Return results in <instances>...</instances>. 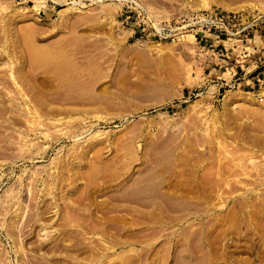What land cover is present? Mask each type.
<instances>
[{"label":"rangeland","instance_id":"obj_1","mask_svg":"<svg viewBox=\"0 0 264 264\" xmlns=\"http://www.w3.org/2000/svg\"><path fill=\"white\" fill-rule=\"evenodd\" d=\"M78 1L0 0V264H264V0Z\"/></svg>","mask_w":264,"mask_h":264},{"label":"built area","instance_id":"obj_2","mask_svg":"<svg viewBox=\"0 0 264 264\" xmlns=\"http://www.w3.org/2000/svg\"><path fill=\"white\" fill-rule=\"evenodd\" d=\"M66 2H70L71 0H64ZM75 1V0H74ZM78 1V0H77ZM93 0H79L78 2L79 5H77V7H83V5H86V2H92ZM102 1V0H99ZM119 2L121 5H123V9H127V13H129L127 15V19H130L132 17L131 14H135L138 15V17L140 16H144L146 13V10L144 9V7L141 5V3L138 2V0H114ZM73 4V3H72ZM230 15H222L221 17H219L218 15L216 16H212L210 15L209 17H202L199 18L197 20H194V22L189 25L188 27H193L196 26L200 23H206V22H211L213 24L212 27L216 28L217 30L220 31H228L229 26H230V20H229ZM209 19V20H208ZM201 26V24H200Z\"/></svg>","mask_w":264,"mask_h":264},{"label":"bare ground","instance_id":"obj_3","mask_svg":"<svg viewBox=\"0 0 264 264\" xmlns=\"http://www.w3.org/2000/svg\"><path fill=\"white\" fill-rule=\"evenodd\" d=\"M139 2V1H138ZM140 3V2H139ZM75 5H79V3H75ZM142 5V4H141ZM143 6V5H142ZM144 7V6H143ZM144 9L146 10V8L144 7ZM147 13V10H146Z\"/></svg>","mask_w":264,"mask_h":264}]
</instances>
